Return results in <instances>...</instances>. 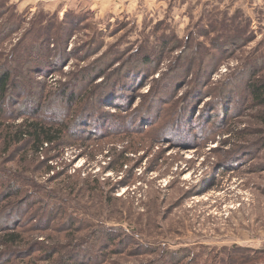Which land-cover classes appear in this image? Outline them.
<instances>
[{
    "label": "rangeland",
    "instance_id": "374dc122",
    "mask_svg": "<svg viewBox=\"0 0 264 264\" xmlns=\"http://www.w3.org/2000/svg\"><path fill=\"white\" fill-rule=\"evenodd\" d=\"M67 14L49 49L65 63L32 77L51 90L90 68L108 78L77 90L71 125L90 139L47 153L49 173L0 149V180L21 175L34 195L0 201V225L24 230L0 264H264V107L246 91L264 79V0H0V65L32 43V24Z\"/></svg>",
    "mask_w": 264,
    "mask_h": 264
},
{
    "label": "trees",
    "instance_id": "16d2710c",
    "mask_svg": "<svg viewBox=\"0 0 264 264\" xmlns=\"http://www.w3.org/2000/svg\"><path fill=\"white\" fill-rule=\"evenodd\" d=\"M13 18H15L14 15ZM68 18L67 14L62 22H52L51 20L44 24L42 23L38 26L39 28H36L35 30H33L35 25L32 24L29 28V31L32 30V41L30 40L32 43L27 47H24L25 45L23 46V42L21 54L18 55V53L13 50L5 57L0 65V149L2 150V154L10 157L8 163L14 162L17 157L24 160L27 159L29 155H33L36 159L31 162L30 167L46 164L44 170L45 174L53 170L52 166H49L47 163L52 161L55 157L52 156V158H50L51 156H47L46 154L58 151V149L67 146L71 147V145H73V143L70 144L71 141L79 140L77 139V136L81 135L79 131L82 130L78 131L75 130V128L82 127V125L79 124L78 121L75 122L74 125H71L70 120L71 118H74L72 107L73 105H76L78 100L77 90L80 89V86L84 82L87 81L89 84H92L100 78H103L101 81L102 84L100 85L103 87L106 84V78H108L100 73V71L94 72L92 71L93 68L89 67L90 69H86L87 71L85 70L77 73L75 77L71 79L70 83L61 84L57 89L51 90L46 89V84L43 83V85H41L32 77V74H42L43 76L51 75L57 69L59 70L65 63L64 51H62V53L56 58H51V56H49L51 50L49 49L50 46L54 49L58 46L60 40L62 41L69 35V29H66L62 25L66 22L72 24ZM11 21H16L15 23L19 24L20 19L15 18V20H13L11 18L5 23L6 29L8 28L7 31H10V33H16L21 27H11ZM221 25L224 29L227 28L226 25L222 23L220 26ZM58 28L61 29L59 31H62V36L59 40H56L57 36L52 35H54L53 32ZM238 41H241L240 38H238ZM215 42L217 44L216 46H218L219 42ZM221 45H223L222 49H224L225 45ZM225 50L226 49H224V51ZM212 61L213 57L211 58V62ZM144 62H147V60ZM48 72L51 73L48 74ZM246 91L252 103L264 107V79L256 78L254 80L252 78V80H249L246 83ZM106 93L110 95H103L102 93L97 100L91 98V100L94 101L92 102L93 105L95 106L103 103L102 101L104 99L112 97L111 91ZM84 108L88 111L95 107H89L86 105ZM41 111L43 112L42 115L39 114ZM94 116L95 115L92 114L90 115V117ZM108 118L109 121L111 119L116 120L114 129H117L116 131L118 132H115V134H124L123 131L120 132L119 128V124L122 123L120 118L122 117L115 114H109ZM71 129H73V132ZM102 136L103 139L107 138L105 137L106 135ZM82 137L83 138L78 142L87 143L90 139L89 136ZM97 153H99L97 150L93 151L91 154V160L95 158ZM124 162V156H121L117 162H111L110 160L108 163V169L114 172H119ZM31 171L32 168L29 172ZM10 174L3 170L4 180H0V201L15 204L20 199V202L28 203L29 200L33 199L34 195L32 193L25 194L21 192V180L18 179L24 178L19 175V178L12 180L11 177L14 178L15 176H11ZM17 183L19 184L17 185ZM12 206L13 205H10L7 209ZM4 216V212L0 213L1 219H3ZM14 223L15 219L13 216H7L5 224L0 225L1 259H11L12 256L15 255L16 247L21 243L20 239L24 234V230H16L17 226L11 225ZM78 251L79 250H77V252ZM69 253L71 255V252ZM233 257L234 258L231 259L230 264H237L236 261L242 260H246V264H256L257 261L260 260L257 256L250 258V260L243 257ZM171 260L174 262L175 260L177 262L180 261L178 257H173Z\"/></svg>",
    "mask_w": 264,
    "mask_h": 264
}]
</instances>
